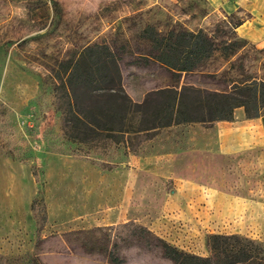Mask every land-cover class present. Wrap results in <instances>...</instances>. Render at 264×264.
<instances>
[{
    "label": "rangeland",
    "instance_id": "rangeland-1",
    "mask_svg": "<svg viewBox=\"0 0 264 264\" xmlns=\"http://www.w3.org/2000/svg\"><path fill=\"white\" fill-rule=\"evenodd\" d=\"M246 14L206 0H0V264H175L162 240L206 256V235L219 232L264 244V130L241 107L229 120L83 143L61 129L52 72L104 41L136 101L171 85L228 90L264 79V45L233 31ZM146 26L202 28L211 54L173 78L148 57Z\"/></svg>",
    "mask_w": 264,
    "mask_h": 264
},
{
    "label": "trees",
    "instance_id": "trees-1",
    "mask_svg": "<svg viewBox=\"0 0 264 264\" xmlns=\"http://www.w3.org/2000/svg\"><path fill=\"white\" fill-rule=\"evenodd\" d=\"M144 32L152 42L148 57L167 68L173 78L193 69L213 48V41L202 28L183 27L159 33L146 26ZM52 72L56 101L62 113L61 129L71 140L87 143L104 137L113 142L127 141L172 124L229 120L235 107H241L246 118L260 117L264 129L261 78L232 83L228 90L192 84L157 87L136 101L125 92L118 56L104 41L85 44L59 60ZM206 239L209 255L184 252L165 240L161 242V254L175 264H233L249 260L264 263V244L251 237L219 232L207 234ZM107 256L119 261L113 247Z\"/></svg>",
    "mask_w": 264,
    "mask_h": 264
},
{
    "label": "crops",
    "instance_id": "crops-1",
    "mask_svg": "<svg viewBox=\"0 0 264 264\" xmlns=\"http://www.w3.org/2000/svg\"><path fill=\"white\" fill-rule=\"evenodd\" d=\"M210 7L221 9L229 14L230 12H246L247 14L240 18L238 24L233 26L234 34L244 40L253 43V45H264V0H206ZM254 119L257 128L262 127L260 117L246 118ZM256 119V120H255ZM259 119V122L257 120ZM217 121V120H216ZM221 121V120H220ZM264 130V129H263Z\"/></svg>",
    "mask_w": 264,
    "mask_h": 264
}]
</instances>
